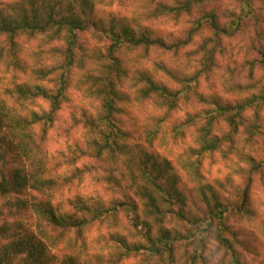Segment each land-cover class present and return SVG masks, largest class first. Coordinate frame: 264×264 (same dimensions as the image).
<instances>
[{
	"label": "clouds",
	"instance_id": "1",
	"mask_svg": "<svg viewBox=\"0 0 264 264\" xmlns=\"http://www.w3.org/2000/svg\"><path fill=\"white\" fill-rule=\"evenodd\" d=\"M0 264H264V0H0Z\"/></svg>",
	"mask_w": 264,
	"mask_h": 264
}]
</instances>
